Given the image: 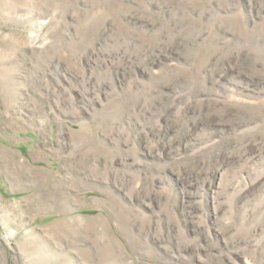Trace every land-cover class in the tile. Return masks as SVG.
I'll list each match as a JSON object with an SVG mask.
<instances>
[{"label": "rangeland", "instance_id": "obj_1", "mask_svg": "<svg viewBox=\"0 0 264 264\" xmlns=\"http://www.w3.org/2000/svg\"><path fill=\"white\" fill-rule=\"evenodd\" d=\"M0 264H264V0H0Z\"/></svg>", "mask_w": 264, "mask_h": 264}]
</instances>
